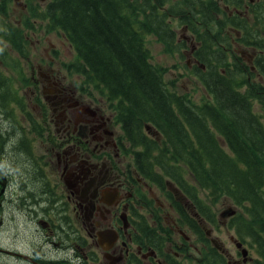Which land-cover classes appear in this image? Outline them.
<instances>
[{
    "label": "flooded vegetation",
    "instance_id": "af4514ba",
    "mask_svg": "<svg viewBox=\"0 0 264 264\" xmlns=\"http://www.w3.org/2000/svg\"><path fill=\"white\" fill-rule=\"evenodd\" d=\"M50 1L0 0V254L5 262L203 264L209 258L218 264L221 255L224 264H251L249 248L245 258L240 253L245 242L237 248L229 236L235 256L211 237V228L206 229L211 225L200 218L184 190L165 178L160 187L144 175V168L138 169L137 149L127 141L116 112L95 84L85 83L74 71L73 62L66 64L69 73L61 75L49 52L30 66L29 84L23 83L20 54L27 55L34 38L39 44L41 35L59 34L45 10ZM233 12L242 14L236 9L229 14ZM231 31L234 35L235 29ZM9 50L18 59L8 56ZM249 53L251 65L256 51ZM188 56L187 63L194 59V68L205 69L190 49ZM7 68L11 77L5 76ZM250 70L264 86V72L253 66ZM261 108L253 109L262 114ZM147 131L150 138L159 137L154 128ZM220 141L228 148L224 138ZM156 171L161 174L159 167ZM153 188L164 201H158ZM182 211L189 217L181 216ZM215 217L225 227L227 218ZM191 223L205 234L196 233Z\"/></svg>",
    "mask_w": 264,
    "mask_h": 264
},
{
    "label": "trees",
    "instance_id": "16d2710c",
    "mask_svg": "<svg viewBox=\"0 0 264 264\" xmlns=\"http://www.w3.org/2000/svg\"><path fill=\"white\" fill-rule=\"evenodd\" d=\"M262 1L51 0L45 7L49 24L76 53L74 71L95 84L116 112L127 141L137 149L138 169L144 168V175L160 187L165 178L184 190L208 225L220 223L210 203L239 205L227 227L240 240L251 238L259 256L256 264H264V112L253 108L263 110L264 86L250 68L264 72ZM233 9L242 14H229ZM174 21L193 36L194 44H201L192 53L205 68L194 69L210 95L203 104L175 91L174 82L164 78L167 68L152 60L145 44V36L153 35L164 51L182 53L187 45L175 39ZM236 49L256 51L251 65ZM146 124L158 138L143 131ZM179 213L189 217L186 211ZM189 226L197 230L195 223ZM196 233L205 234L199 228ZM202 242L208 243L207 238ZM217 259L224 264L221 255ZM203 264L212 262L207 258Z\"/></svg>",
    "mask_w": 264,
    "mask_h": 264
},
{
    "label": "rangeland",
    "instance_id": "374dc122",
    "mask_svg": "<svg viewBox=\"0 0 264 264\" xmlns=\"http://www.w3.org/2000/svg\"><path fill=\"white\" fill-rule=\"evenodd\" d=\"M44 1V0H43ZM30 7H33V4H30ZM23 9H21L22 11ZM27 13V10H26ZM9 17V16H8ZM7 17V18H8ZM175 22V21H174ZM28 26H29V20H28ZM27 26V28H28ZM172 28L176 29L177 31V37L175 38L177 40H186V43L188 47H191L194 42L192 39H190V33L186 30L180 27L177 22L172 24ZM23 28H20V26L17 28L18 31H20ZM13 31V30H12ZM232 32V31H231ZM186 37H189V39H185ZM193 38V37H191ZM224 41H227V39L222 36ZM194 39V38H193ZM37 38H34L32 40V44L30 47H28L27 55L26 51L20 54L19 58V66L23 70V73L26 76L24 84H29L28 78H29V72L31 69V65H35L39 63L42 59V57L48 56V53L50 52L53 56V66L55 68L59 67L60 74H68L69 72L67 71L66 64L67 63H72L73 61L76 60V53L73 50V48L70 46V44L67 42V40L64 38V36L59 33L58 36L56 35H49L43 34L40 37V42L38 44ZM229 41V40H228ZM49 42H52L51 45H49ZM230 43L232 41H229ZM224 43V42H223ZM145 44L147 48L149 49L152 60L164 67L167 68V72L164 76L165 80L168 82L173 81L175 84V91L179 94H185L192 102L196 104H201L208 99V93L206 90L203 88V84L199 78L194 72V65L195 63L194 59H191L190 62L187 63V60L189 59L188 56V51L189 48H183L182 53L174 52V53H169L164 51V46L163 44L153 35H146L145 36ZM226 45V44H225ZM53 46V48H51ZM229 47L234 48V45H230ZM5 49V48H4ZM54 52L55 55H54ZM240 54L243 52V61L245 63H248L247 58L249 57L250 53L249 50H239ZM46 53V54H45ZM46 55V56H45ZM3 56H7L6 54H3ZM8 56L15 57L18 59L17 53L15 51L9 50ZM44 70V69H42ZM13 72L12 69L7 68V71L5 72V76H12ZM75 76V74H73ZM17 84V81L15 82ZM26 89V94H29V89L25 86ZM145 132V130H143ZM227 149V148H226ZM185 177L187 178L189 183L194 184L192 182L193 180L188 174H185ZM192 180V181H191ZM153 190L156 193V197H158V201H164L163 196H161L159 200V196L157 194V191L155 188ZM197 192H199V197L205 200H208L206 195L202 193L201 190L197 188ZM211 209L212 211L215 212V214H219L223 209H226L228 207H232L235 209V214L238 213L241 210V207L239 205H235L231 203L230 201H222L220 203H215L211 204ZM167 211H170V209H167ZM172 212L168 215L169 217H172ZM219 216V215H218ZM224 225V224H223ZM223 225L219 226V228H213L211 226H206V229L211 228L212 231V236L213 238H216L218 241L222 243V245L225 247V249L230 253L235 256H238L236 253V248L233 242L229 239L230 235H234L233 230H227ZM245 242L247 244L246 249L249 248L250 250V256H251V264H254V259H258V252L253 245V242L251 238H247L245 240H240V242ZM0 264H7V261L5 262L4 258L0 254Z\"/></svg>",
    "mask_w": 264,
    "mask_h": 264
},
{
    "label": "water",
    "instance_id": "95a60500",
    "mask_svg": "<svg viewBox=\"0 0 264 264\" xmlns=\"http://www.w3.org/2000/svg\"><path fill=\"white\" fill-rule=\"evenodd\" d=\"M145 127L147 130L149 129V125H146ZM233 214H235V209H233L232 207H228V208H226L220 212L221 217H228V216H232ZM233 238L234 237L231 236V239H233ZM234 241H235L237 248H240L242 246V243L240 241H236V240H234ZM213 243L216 247L221 249V246L217 245L216 240H213ZM240 252H241V255L243 256V258H245L247 253H248V250L246 248H241Z\"/></svg>",
    "mask_w": 264,
    "mask_h": 264
}]
</instances>
